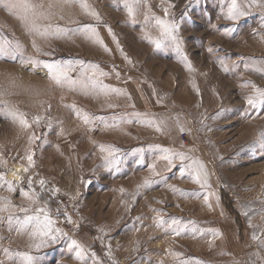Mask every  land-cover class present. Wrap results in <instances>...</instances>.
Returning <instances> with one entry per match:
<instances>
[{
  "label": "rangeland",
  "instance_id": "obj_1",
  "mask_svg": "<svg viewBox=\"0 0 264 264\" xmlns=\"http://www.w3.org/2000/svg\"><path fill=\"white\" fill-rule=\"evenodd\" d=\"M35 2L55 4L35 18L41 31L52 25L47 36L27 31L22 7L0 4V43L20 45L0 57V264H264V105L247 103L253 85L264 90V0H236V20L232 0ZM101 146L118 159L106 162ZM165 149L190 159L169 168ZM194 160L207 185L192 178ZM145 178L154 183L137 191ZM45 214L60 238L36 248Z\"/></svg>",
  "mask_w": 264,
  "mask_h": 264
},
{
  "label": "snow or ice",
  "instance_id": "obj_2",
  "mask_svg": "<svg viewBox=\"0 0 264 264\" xmlns=\"http://www.w3.org/2000/svg\"><path fill=\"white\" fill-rule=\"evenodd\" d=\"M64 3V4H69V3H80V6L84 9H88V5L86 2H84V0H56V4L59 3ZM0 4H3V6L5 8H7L10 12L13 9H16L18 7H22L24 9L25 15L21 16L20 19L23 23V25L25 26V28L27 29V31L29 33H35L37 35L40 36H47L49 34L48 29L52 27L51 24L44 26V30L41 31V26L38 25L35 22V18L38 17H43L44 19H50L52 13H51V9L55 6L54 3H49L47 6V10H45V6L42 2L37 3L35 2V0H0ZM129 11V15H132V8L129 7L128 8ZM31 14L32 19H29V15ZM91 15L95 16L97 20L100 19L99 14L96 13L95 11L91 12ZM245 15L244 12H241L238 10L237 8V4H236V0H232V4L228 10V14H227V18L231 19V20H236L238 19L240 16ZM60 19H63V16H60ZM158 23L161 24H165L164 21H159ZM174 27V26H172ZM57 30H59V25H56ZM109 31H111L109 29ZM165 31L171 35V28L167 25H165ZM92 34L96 37V42L103 44V41L99 38V36L96 34L95 29H92ZM173 39H175V37H172ZM33 46L37 48V50L39 51V46L35 44V41H33ZM157 47H159V44H157ZM20 48L19 43L17 42L16 47L15 48H9L7 47L6 43H0V57H5V56H12L13 59L14 57V52L16 50H18ZM30 62L34 65H39V64H43V66L45 68L48 69V75L50 76V78L52 80H54V82L57 85H63L66 81H68V77H67V73L66 71H64L63 69H61V67L57 64H53V63H47V62H42L39 61L35 58H30ZM103 74V73H102ZM70 84H74L76 83L75 81H70ZM195 87V86H194ZM253 87L255 88V92L253 95L249 96L247 98V103L252 106L253 108L257 107L258 105H264V90L256 88L255 85H253ZM114 91H118V90H114ZM3 93L0 92V96H2ZM2 103V102H0ZM72 108L75 109V105L71 106ZM109 107H114V105H109ZM3 114V113H0ZM8 115H11V117L13 119H18L21 123V125H23L24 127H30L28 121L24 118L23 114H19L17 115L15 112H9ZM77 115H81L80 111L77 110ZM41 117H35V122L39 123ZM82 119L84 120V122L87 124L89 123V116L87 113L83 114ZM48 127L51 128V123L48 124ZM157 127V131L160 130L159 125H156ZM181 131H183V129H181ZM34 139H39V137H35L33 136L32 138ZM255 143L260 144L261 146H264V133H261L260 136L257 138V140L255 141ZM101 151H107L108 155L104 157L106 162H111L109 161V157L112 158V160H117L118 157L115 156V153L118 152V149H112L110 146L108 148H105L104 146H101ZM165 153H168L166 155H163L160 157V159L167 161V167H172L173 165V159L174 157H178L180 161H186L189 160L190 157L184 155L183 153H172L171 150L169 149H165L164 150ZM27 162L29 167H31L32 165H34L35 161L33 160V155L31 153H29L26 156ZM149 169L151 170L152 176H159V173L156 171V165L155 163L148 165ZM189 168H195V174L193 175V179L196 183L198 184H202L203 185H207L208 183V173L205 170V166L204 164L199 161V160H194L192 162V164L188 165ZM24 172H27L28 169L24 168L23 169ZM183 172V169H182ZM191 174V173H190ZM29 185H31V178H29ZM39 183L41 184V186L44 185L45 181L44 180H40ZM154 183V180L150 179V178H145L143 185H138L137 186V191H139L140 187H145L147 185H150ZM9 184V190H13L12 189V182L8 181ZM175 190V189H174ZM58 191V189L56 190ZM121 191H123V189H121ZM23 195L25 196H29L28 193H23ZM30 199H34L35 198V193H33L31 196H29ZM207 197H205V202L207 203ZM211 206V205H209ZM22 211H27V209H21ZM0 211H3V208H0ZM41 211H43V209H41ZM248 213L245 212V215H247ZM9 220L12 219V216L9 215L8 217ZM35 220L36 222L39 223L40 221V217L39 215L32 217V216H26L25 217V223H28L30 221ZM179 221L177 220H173L172 224H178ZM190 223H194V222H190ZM163 224V219L162 218H158V226H161ZM52 225V221L50 219V217L45 214L44 215V224H43V230H41L40 227H38L32 234L33 236H40L42 237L40 243L35 244L36 248H41L44 247L49 241L52 243H55L57 240H59V235H52L51 233L53 232V229L51 228ZM56 233H60L61 230L60 229H55L54 230ZM173 232L175 235H180L181 234V229H173ZM43 237H47L48 239H43ZM257 237L255 235H253V239H256ZM72 246H75V255L77 259H84V249L77 243V241L73 240L72 244L70 245V248ZM262 246H264V244H262ZM8 250L5 249V252H7ZM93 255H95L93 253ZM32 260L33 257L26 255V262L27 264H32Z\"/></svg>",
  "mask_w": 264,
  "mask_h": 264
},
{
  "label": "bare ground",
  "instance_id": "obj_3",
  "mask_svg": "<svg viewBox=\"0 0 264 264\" xmlns=\"http://www.w3.org/2000/svg\"><path fill=\"white\" fill-rule=\"evenodd\" d=\"M22 172V171H21ZM19 178V177H18Z\"/></svg>",
  "mask_w": 264,
  "mask_h": 264
}]
</instances>
